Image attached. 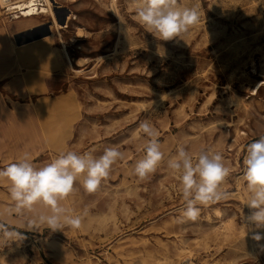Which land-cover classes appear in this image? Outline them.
I'll return each mask as SVG.
<instances>
[{
  "label": "rangeland",
  "instance_id": "obj_1",
  "mask_svg": "<svg viewBox=\"0 0 264 264\" xmlns=\"http://www.w3.org/2000/svg\"><path fill=\"white\" fill-rule=\"evenodd\" d=\"M55 1L61 10L54 11L56 25L48 17V42L57 38L61 50L47 56L65 84L51 86L52 93L66 95L35 107L33 138L21 156L40 167L62 151L100 156L117 147L124 158L98 190L77 182L61 201L74 215L87 210L80 228L20 229L22 241H0V263L264 264V239H253L264 229L248 230L243 219L251 210L242 180L246 145L264 136V85L251 95L264 81V0H200V22L184 41L147 32L129 0H114L124 23L108 10L111 0ZM8 21L0 11V23ZM50 105L54 113H45ZM146 119L159 132L164 157L139 180L134 168L146 142L139 124ZM180 144L194 156L219 152L231 169L223 187L233 195L201 206L195 222H177L184 201L167 161ZM21 156L0 158V168ZM12 203L0 181V211ZM5 219L18 229L24 221Z\"/></svg>",
  "mask_w": 264,
  "mask_h": 264
},
{
  "label": "clouds",
  "instance_id": "obj_2",
  "mask_svg": "<svg viewBox=\"0 0 264 264\" xmlns=\"http://www.w3.org/2000/svg\"><path fill=\"white\" fill-rule=\"evenodd\" d=\"M129 7L134 12L133 19L161 41H184L183 37L201 19L200 0H195L191 6L182 5L180 0H129ZM108 10L124 23L117 7L111 6ZM139 130L146 137L145 155L136 162L134 174L139 180H145L157 170L164 153L159 132L149 120L142 121ZM123 158V152L117 147L106 148L100 156L93 155L92 151L82 154L62 151L51 162L37 167L31 156L24 153L15 162L0 168V181L7 182L13 202L0 211V241L5 245L22 241L25 237L20 229L80 228L87 210L83 215H74L61 201L75 191L77 182L89 193L98 190L102 181L109 177L113 165ZM167 167L177 177L184 201L177 218L179 223L197 221L201 206L227 200L233 195L223 187L231 169L219 152L202 150L194 156L180 144L175 155L168 159ZM242 180L247 194L245 205L251 210L243 217L245 225L248 230L264 229V136L246 145ZM12 216L24 218L19 229L5 219ZM253 239L260 241L264 235L257 232Z\"/></svg>",
  "mask_w": 264,
  "mask_h": 264
},
{
  "label": "crops",
  "instance_id": "obj_3",
  "mask_svg": "<svg viewBox=\"0 0 264 264\" xmlns=\"http://www.w3.org/2000/svg\"><path fill=\"white\" fill-rule=\"evenodd\" d=\"M49 22L48 16H35L0 23V158L21 156L20 147L33 138L35 107L66 95L52 93L51 86L65 84L47 56L61 50L57 38L48 42L54 37ZM45 108L52 114L56 107Z\"/></svg>",
  "mask_w": 264,
  "mask_h": 264
},
{
  "label": "built area",
  "instance_id": "obj_4",
  "mask_svg": "<svg viewBox=\"0 0 264 264\" xmlns=\"http://www.w3.org/2000/svg\"><path fill=\"white\" fill-rule=\"evenodd\" d=\"M50 8L47 0H0V11L10 20L15 18H29L35 16H48V10L59 11L61 8L55 0H50ZM25 15H28L25 17ZM50 17V16H49ZM51 19V17H50ZM67 21L63 22L62 29L67 27ZM51 26V23L49 24Z\"/></svg>",
  "mask_w": 264,
  "mask_h": 264
},
{
  "label": "bare ground",
  "instance_id": "obj_5",
  "mask_svg": "<svg viewBox=\"0 0 264 264\" xmlns=\"http://www.w3.org/2000/svg\"><path fill=\"white\" fill-rule=\"evenodd\" d=\"M47 3H48V7L50 8V0H47ZM114 0H111V6H113L114 5ZM28 15H25V17H27ZM51 17V22H53V24L54 25H56V19H55V15H54V11L53 10H51V9H49L48 10V17ZM49 17V18H50ZM15 19H20V18H15ZM25 19V18H24ZM78 30H81V29H78ZM59 36H60V34L59 33H57ZM78 36V35H77ZM64 51V50H63ZM64 53V56H65V59H66V61H67V64L70 66V64H71V60L67 57V55H66V52L64 51L63 52ZM80 63H81V61H79ZM79 63V64H80ZM258 83V82H257ZM262 85H264V81H261L260 83H258L257 84V86L256 87H253V89H252V93H251V95H253V96H256L257 94H258V91H259V89L261 88V86ZM182 249L180 250V255L182 254ZM178 257V256H177ZM177 262V261H176ZM1 264V263H0ZM170 264H173V260H170Z\"/></svg>",
  "mask_w": 264,
  "mask_h": 264
}]
</instances>
